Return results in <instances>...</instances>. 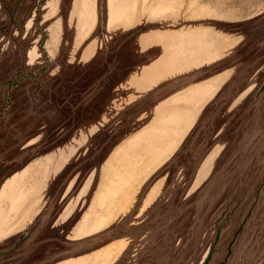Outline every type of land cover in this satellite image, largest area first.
<instances>
[{"label":"rangeland","instance_id":"1","mask_svg":"<svg viewBox=\"0 0 264 264\" xmlns=\"http://www.w3.org/2000/svg\"><path fill=\"white\" fill-rule=\"evenodd\" d=\"M170 2L179 0H0V188L80 135L84 155L70 165L75 168L68 177L78 169L81 185L89 176L86 202L104 190L81 223L87 226L75 234L110 223L69 242L65 237L83 207L61 234L47 239V250L35 248V235L7 240L0 264H50L113 239L121 240L113 264H264V0H187L189 8L203 5L192 12L198 18L190 26L239 42L192 78L225 71L234 79L179 152L154 173V163L168 153H155V143L142 134L123 145L149 122L155 101L192 79L169 82L135 103L122 87L149 59L134 53L133 36L169 28L162 14ZM96 3L99 24L88 41L100 42L97 57L87 62L67 45L53 47L59 35L72 36L76 24L90 19L91 4L96 18ZM107 8L116 16L142 9L152 22L108 32ZM160 53L156 48L150 56ZM127 154L133 165L116 166ZM49 171L39 199L50 197L63 178L52 181ZM19 184L4 186L13 193L8 215L26 196Z\"/></svg>","mask_w":264,"mask_h":264},{"label":"crops","instance_id":"2","mask_svg":"<svg viewBox=\"0 0 264 264\" xmlns=\"http://www.w3.org/2000/svg\"><path fill=\"white\" fill-rule=\"evenodd\" d=\"M202 8L201 3L194 8H189L187 0L170 2L165 5L162 14L169 28L156 30L149 27L133 36L135 38L133 41L134 53L149 59L122 83V87L130 90L131 95L135 97L131 103L143 99L169 82H175L179 79L188 80L193 77L194 73L205 71L206 68L225 59L239 44L236 38H220L212 35L211 30H205L194 25L190 26L189 20L198 18L197 16L192 17V12ZM77 9L78 11L83 10L81 7ZM107 11L105 26L107 30L115 27L114 32L135 31L152 22L150 13L146 14L142 9L119 16L114 13L110 14L111 9L109 10V8ZM98 24V5L96 3L95 18V9L91 4L90 19L76 24L75 27L78 29L75 28L72 36L60 38L59 35L53 47L67 45L70 47V51L79 52V59L86 57L87 62L94 59L100 52V42L98 39L88 40ZM110 31L112 30L108 32ZM156 48H159L161 53L158 57L151 58L150 53ZM233 79L234 74L225 71L201 79H190L163 98L155 101L152 111H150L152 114L149 122L126 139L123 145L134 136L142 134L147 141L150 139L155 143V153H168V157L161 163L157 161L154 163L155 167L153 166L149 171L154 173L179 152L197 127L207 108L219 98L225 87ZM79 139L80 135L77 136V141L72 142L71 145L60 148L59 152H52L43 157V162L39 163L41 166H36L37 164L34 163L29 164L26 169L19 173L21 178L5 180L0 188V193H4L0 198V245H4L7 240L17 235L30 234L36 236L34 239L37 243L36 249L47 250L49 249V246H45L49 242L47 239L61 234L70 220L83 207L85 209L80 216V221L72 224L68 231L69 235L65 237L69 242L88 239L103 231L110 224L94 232H92V226H88V230L84 233H91L87 235L78 236L75 234L80 227L87 226L81 223H83L85 216L92 212V204L104 190L101 189L97 195L92 196L86 202L87 193L90 189L89 179H87L89 176L81 185L79 183L83 174L78 169L68 177L75 168L74 166L68 170L70 165L79 161L80 155H84L83 152L81 153L82 146L77 143ZM150 141L149 143H151ZM121 147L119 146L116 152ZM127 155L128 157L124 156L123 158L126 162L119 159L115 163L116 166L119 167L121 163H126L127 168H129L133 165L134 159H131L129 154ZM31 165L35 166L31 168ZM122 167L124 166L122 165ZM47 170H50L49 175L52 177V181L60 177L63 178L50 197L39 199L37 196L43 194L45 187H47L43 182ZM32 173H35V178L28 177ZM12 181H19L21 188L25 187L22 191L26 193V196L25 198L22 196L14 203L16 210L8 215L7 211L11 206V194L13 193L9 187L4 188V186L7 183H10L11 186ZM84 190L85 192L82 193ZM57 192L60 195L55 200L54 197ZM120 243L121 240L119 239L106 241L87 252L79 255H68L59 260H54L50 264H113Z\"/></svg>","mask_w":264,"mask_h":264}]
</instances>
